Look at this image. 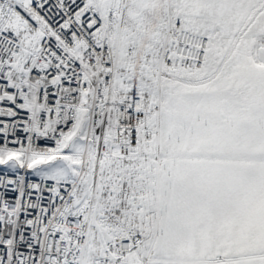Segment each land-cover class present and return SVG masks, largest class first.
I'll return each instance as SVG.
<instances>
[{"label":"snow or ice","instance_id":"1","mask_svg":"<svg viewBox=\"0 0 264 264\" xmlns=\"http://www.w3.org/2000/svg\"><path fill=\"white\" fill-rule=\"evenodd\" d=\"M0 264H264V0H0Z\"/></svg>","mask_w":264,"mask_h":264}]
</instances>
